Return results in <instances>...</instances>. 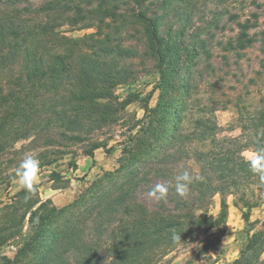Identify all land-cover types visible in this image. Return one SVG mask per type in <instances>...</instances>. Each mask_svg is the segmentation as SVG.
Wrapping results in <instances>:
<instances>
[{"label": "trees", "instance_id": "16d2710c", "mask_svg": "<svg viewBox=\"0 0 264 264\" xmlns=\"http://www.w3.org/2000/svg\"><path fill=\"white\" fill-rule=\"evenodd\" d=\"M195 12L194 0H0V175L12 168L15 176L22 155L36 148L44 149L37 151L40 167L51 164L45 153L62 146L51 139L58 131L81 133L114 121L108 102L115 104V88L134 78L127 59H151L160 89L153 107L152 92L147 95L145 121L124 140L117 166L72 201L56 207L50 198L28 200L20 211L19 202L30 194L21 188L0 207L7 223L0 245L16 244L13 257L0 256V264H157L177 249L190 253L184 262L190 264L209 258L221 243L227 195L247 230L231 264H263L264 219L255 229L250 214L262 198L254 189L264 182L242 155L247 128L240 126V136L218 137L206 114L184 124L194 107L193 66L209 57V29L215 27L213 21L196 26ZM231 18L237 30L222 47L240 56L257 40L250 29L258 15ZM64 26L93 31L74 37ZM136 40L142 50L129 44ZM183 63H190L184 73ZM253 121L254 130L264 126V105ZM103 145L95 142L89 156ZM256 148L263 152L262 143ZM183 170L203 179L180 197L174 177ZM157 184L169 186L166 199L141 202L139 195ZM216 194L219 210L208 214L204 208Z\"/></svg>", "mask_w": 264, "mask_h": 264}, {"label": "rangeland", "instance_id": "374dc122", "mask_svg": "<svg viewBox=\"0 0 264 264\" xmlns=\"http://www.w3.org/2000/svg\"><path fill=\"white\" fill-rule=\"evenodd\" d=\"M40 0H34L39 3ZM196 26L203 25L205 21H213L215 27L209 30V57H201L194 67V79L192 88V101L194 107L188 111L184 121L190 126L192 120L199 114H206L216 124L218 137L240 136L241 125L247 128L245 148L242 155L249 159L248 153H256L258 143L263 144L264 152V126L254 130L253 117L264 105V0H194ZM258 15L256 27L250 32L256 33L257 40L249 47L241 50L242 55H237L231 50L224 49L222 44L236 33V21L231 18L232 14L239 15V19L251 18V13ZM252 19V18H251ZM136 36L139 35L140 27L136 26ZM62 30L70 36L80 37L93 31V28L71 29L64 26ZM203 34V33H202ZM205 35V34H203ZM137 38V37H136ZM135 42V41H134ZM135 44L138 50H142L139 43ZM134 74L133 80L128 84L118 85L114 90L115 104H109V109L114 113V121H109L90 131L81 133L58 134L52 136V140L62 144L61 147L53 145L45 153L47 159L53 162L40 167L39 182L33 192H30L18 205L20 211L27 209L28 200H45L51 198L54 206L61 207L72 201L80 191L90 182L101 176L105 171L112 170L117 166L118 159L123 156L126 146L124 140L139 130L144 120V102L149 93L150 107L155 106L158 92V73L154 63L148 58H129L125 62ZM190 63H183L182 73L189 70ZM187 126V127H188ZM60 132V133H59ZM46 135L42 134L45 139ZM246 137H243V139ZM95 142L104 144L92 150L94 159L90 158L88 150ZM22 142H18L19 146ZM136 145V144H135ZM29 150H32L31 148ZM27 151L25 155L37 153ZM38 151V152H37ZM12 168L4 175H0V207L10 204L16 199V193L22 187L18 178L12 176ZM11 177H14L10 181ZM61 186V187H57ZM260 194L261 201L258 206L251 209L250 220L254 221V228H259L264 219V187L254 189ZM48 195V197H46ZM50 196V197H49ZM139 200L147 204L156 201L149 197L147 191L139 195ZM228 209L225 223V233L221 243L216 247L210 257L194 259L190 264H231L237 258L247 230L246 223L242 218L240 207L236 206L231 195L226 196ZM220 195L213 196L209 204L204 208L208 214L215 215L219 210ZM1 215V213H0ZM5 219L0 216V228L6 226ZM26 230V222L23 231ZM16 244L12 239L0 245V256L13 257ZM190 253L182 249L171 251L157 264H184L190 258ZM264 264V252L261 255Z\"/></svg>", "mask_w": 264, "mask_h": 264}, {"label": "clouds", "instance_id": "9594fccd", "mask_svg": "<svg viewBox=\"0 0 264 264\" xmlns=\"http://www.w3.org/2000/svg\"><path fill=\"white\" fill-rule=\"evenodd\" d=\"M249 166L253 172L260 174V179L264 182V152L248 153ZM40 161L33 155L29 154L24 156L20 161L16 170V178H18L21 187L28 192H33L35 186L39 182ZM175 179V192L178 196L184 197L188 194L189 185L194 181H200L202 176L196 174L190 175L187 170L181 171L174 177ZM169 186L166 184H157L149 190V197L156 200H164L167 197Z\"/></svg>", "mask_w": 264, "mask_h": 264}, {"label": "crops", "instance_id": "0c3cea01", "mask_svg": "<svg viewBox=\"0 0 264 264\" xmlns=\"http://www.w3.org/2000/svg\"><path fill=\"white\" fill-rule=\"evenodd\" d=\"M91 159H92V161H93V159H94V155H93V157H90ZM46 197H48V195H46ZM50 197V196H49ZM47 199V198H46ZM51 199V198H50Z\"/></svg>", "mask_w": 264, "mask_h": 264}]
</instances>
